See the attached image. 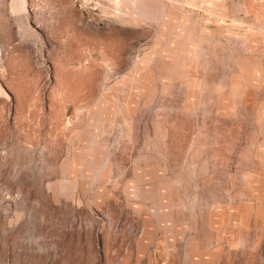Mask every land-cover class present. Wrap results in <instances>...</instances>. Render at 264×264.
I'll use <instances>...</instances> for the list:
<instances>
[{
  "label": "rangeland",
  "instance_id": "obj_1",
  "mask_svg": "<svg viewBox=\"0 0 264 264\" xmlns=\"http://www.w3.org/2000/svg\"><path fill=\"white\" fill-rule=\"evenodd\" d=\"M0 264H264V0H0Z\"/></svg>",
  "mask_w": 264,
  "mask_h": 264
},
{
  "label": "built area",
  "instance_id": "obj_2",
  "mask_svg": "<svg viewBox=\"0 0 264 264\" xmlns=\"http://www.w3.org/2000/svg\"><path fill=\"white\" fill-rule=\"evenodd\" d=\"M74 1H76V2H78V3H81L83 0H74Z\"/></svg>",
  "mask_w": 264,
  "mask_h": 264
}]
</instances>
